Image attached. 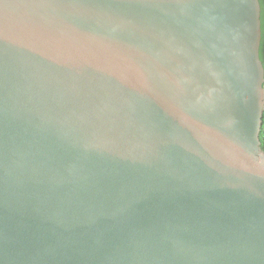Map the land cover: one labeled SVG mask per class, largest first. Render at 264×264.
<instances>
[{
  "label": "water",
  "instance_id": "1",
  "mask_svg": "<svg viewBox=\"0 0 264 264\" xmlns=\"http://www.w3.org/2000/svg\"><path fill=\"white\" fill-rule=\"evenodd\" d=\"M259 0H0V264H264Z\"/></svg>",
  "mask_w": 264,
  "mask_h": 264
},
{
  "label": "trees",
  "instance_id": "2",
  "mask_svg": "<svg viewBox=\"0 0 264 264\" xmlns=\"http://www.w3.org/2000/svg\"><path fill=\"white\" fill-rule=\"evenodd\" d=\"M259 4H260V28H261L259 57L264 68V0H259ZM259 138L261 141V146L264 149V111L262 115V125L260 128Z\"/></svg>",
  "mask_w": 264,
  "mask_h": 264
}]
</instances>
